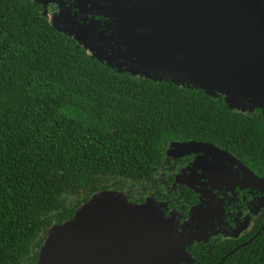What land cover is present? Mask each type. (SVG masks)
Returning <instances> with one entry per match:
<instances>
[{
	"label": "trees",
	"instance_id": "16d2710c",
	"mask_svg": "<svg viewBox=\"0 0 264 264\" xmlns=\"http://www.w3.org/2000/svg\"><path fill=\"white\" fill-rule=\"evenodd\" d=\"M233 109L220 94L112 69L40 3L0 0V264H35L49 226L167 142L258 151L264 164L263 123Z\"/></svg>",
	"mask_w": 264,
	"mask_h": 264
},
{
	"label": "water",
	"instance_id": "95a60500",
	"mask_svg": "<svg viewBox=\"0 0 264 264\" xmlns=\"http://www.w3.org/2000/svg\"><path fill=\"white\" fill-rule=\"evenodd\" d=\"M34 1L42 8L48 2L63 3ZM102 13L105 20L98 29L103 35L98 39L84 40L78 30L67 33L96 59L130 75L220 94L229 107L242 108L246 102L249 110L260 108L264 115V15L259 0H109ZM194 144L205 143L173 142L169 148ZM83 204L91 206L86 217L79 216ZM158 212L150 202L135 205L120 192L96 191L70 218L49 226L35 264H137V256L142 260L148 250L153 258L154 249L165 252L167 246L155 243L153 236L135 242L126 229L111 230L105 218L157 221ZM84 240L88 246L83 247ZM95 250L101 252L96 253L99 258L93 257Z\"/></svg>",
	"mask_w": 264,
	"mask_h": 264
},
{
	"label": "flooded vegetation",
	"instance_id": "af4514ba",
	"mask_svg": "<svg viewBox=\"0 0 264 264\" xmlns=\"http://www.w3.org/2000/svg\"><path fill=\"white\" fill-rule=\"evenodd\" d=\"M62 1L72 14L80 10L100 24L105 20L103 5L109 0ZM58 7V2L47 5L48 20L47 14ZM233 111L264 127L260 108ZM170 142L131 180L120 179L109 189L135 205L148 201L164 214L180 249L179 264H264V164L258 151L249 158L244 150L233 152L202 141L214 148L186 152L172 150Z\"/></svg>",
	"mask_w": 264,
	"mask_h": 264
},
{
	"label": "rangeland",
	"instance_id": "374dc122",
	"mask_svg": "<svg viewBox=\"0 0 264 264\" xmlns=\"http://www.w3.org/2000/svg\"><path fill=\"white\" fill-rule=\"evenodd\" d=\"M260 2V10H262V13H260L261 18L264 15V0H259ZM46 3L45 8H42V11L45 10L47 13V5ZM107 4L103 5V8L106 9ZM79 14L81 12H78ZM46 15V14H45ZM53 16V19H50L49 21H53L54 24L64 33H68L70 35L73 34V31H77L81 34V37L84 38V40H96L100 36L103 35L102 31L98 29V25L94 22L87 21L83 19L82 17L72 14L70 11V8L67 6H60L57 10L51 12L50 14H47V17ZM88 28V30L86 29ZM67 34V35H68ZM243 109H249L247 107L246 102L243 103ZM198 142V141H197ZM204 143V142H202ZM196 145H202L199 147H195ZM214 148L213 145L210 144H194V145H187L185 147H178L180 150H187L190 151V149H211ZM177 149V148H175ZM172 149V150H175ZM186 151V152H188ZM82 208L79 210V216L86 217L84 215H87L89 211L91 210V206L87 207L86 204H83L81 206ZM159 218H157V221L150 220L149 217H145L143 219L142 216H135L132 218H123V219H117L114 221L109 220L108 218H105V220L108 222L106 226H111V230L115 228H123L126 229L130 234V237H134L135 242H141L145 240H148V236H153L157 240L155 243H159L160 246L166 247L167 251H160L157 249L153 250L154 257L150 258L149 255L151 254L150 251H146L144 258L140 260V258L137 256V264H159L160 260L162 264H179L180 260L176 259V256L179 254L180 249L176 247L174 244V230L171 224H169L166 221V217L164 214L159 211L158 214ZM90 216V215H89ZM88 246L89 242L88 240H84V246ZM85 249V248H84ZM88 251V250H86ZM92 252V251H90ZM95 254L101 255V252L99 250L94 251ZM92 254L93 257L99 258L97 254ZM112 263V261H109L108 264Z\"/></svg>",
	"mask_w": 264,
	"mask_h": 264
}]
</instances>
